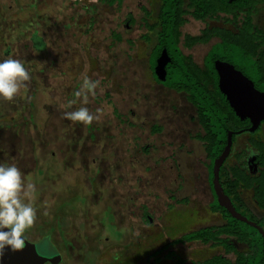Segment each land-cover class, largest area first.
Here are the masks:
<instances>
[{
	"label": "flooded vegetation",
	"instance_id": "af4514ba",
	"mask_svg": "<svg viewBox=\"0 0 264 264\" xmlns=\"http://www.w3.org/2000/svg\"><path fill=\"white\" fill-rule=\"evenodd\" d=\"M135 1V11L137 12L126 15L127 17L123 20L125 23L124 27L126 30L134 31L133 36L136 34L135 41L142 42L149 48L147 67L152 85L154 84L175 94H185L182 92L178 93L165 86L166 67L172 63L169 57V62L165 66L164 82L159 81L155 77V66L160 55L156 59L153 69L151 70L149 67L152 54L158 46L159 29L161 27L160 9L163 8L166 0ZM123 2L122 0H114L113 4H108L106 0H95L90 5L88 0H0V62L11 58L10 55L14 54L13 59L20 60L26 67L27 63L18 58V56L20 54L23 55L26 51L30 56L32 54L44 56L42 53H46L48 48H52V43L55 42L57 37L56 27L58 25H64V28L77 26L78 29L89 35L90 27L98 23L99 19L101 20L100 17L105 13L106 7L120 9ZM181 2L182 11H188L185 14H181L184 23L177 30L180 34L177 46L181 54L189 58L192 64L200 72H203L206 69V55L213 47L221 44L223 40L221 37L215 36L211 37L206 43H192V40L204 37L206 31L210 32L215 28L233 33L236 36L243 31L245 33L242 35L243 38L245 39L246 36L248 40L251 39L249 41L254 47L252 59L256 64L255 69L251 72L253 77L249 73L246 74L244 71H239L232 66L251 81L257 91L264 95V0H228L227 7L230 12L225 10L217 11L213 15L208 14L207 16L209 17L203 20L195 19L191 16L194 10L189 9L190 0H181ZM241 3L243 5L238 10ZM235 14L236 18L234 19ZM220 18H225L221 26L210 25L211 23L218 24ZM189 19L204 25L199 30L198 35L182 32V28ZM229 26L231 27L229 28ZM42 27H47V29ZM42 30L45 31L42 32ZM114 36L116 38L121 37L120 34L114 33L112 39L115 38ZM196 46L208 47L205 56L200 62V66L194 63L191 54H185L182 50L189 52ZM83 49L86 50L85 47ZM84 55L89 58L87 51H84ZM37 60L40 61L39 58ZM38 61L37 63H30L27 68L30 73H32V68L38 64ZM20 90L22 92L20 98H23L26 93L24 86ZM19 95L17 94L14 99L17 100ZM185 96L187 100V95L185 94ZM12 103L13 99L8 101L0 97V118L6 117L8 121L12 117L10 114L13 113V117H18L20 114L18 111L12 110L8 114V108L13 107ZM117 116L115 114L114 118L120 122L121 118ZM193 121L196 122L198 130L190 136L191 142L194 143L192 148L187 150L184 146H180L171 152L172 158L175 157L176 160L175 168L180 172V178H184V180L181 178L182 183L178 194L171 195L167 205L152 209V212L147 210L140 218L136 212L135 201L130 197L131 193L130 189H128L130 186L127 187L130 180L121 178L123 169L128 172L129 176L131 170L125 164H121L115 156L113 157V162H110L109 159L107 160L104 149L99 152V160L101 162L98 163L99 165H89V160L86 163L79 164V168L82 170L80 172L81 175L88 177L89 185L94 189L93 192L89 193V189H84L82 186L80 191L83 193V199L78 192V187L75 190V185L71 184L73 181L69 184L62 183L60 188H58V185H60L58 182L74 170L73 161L76 155L78 158V154L85 157V148L77 147L76 152L74 151L75 155H71V157L72 150L66 149V158L64 159L65 156H60L59 160L51 164V171L55 174L51 180L53 193L51 197L55 198V200L51 216L49 215L51 224L48 229L69 230V243L66 249L70 255V264H203L206 260L217 256V254H212L210 257L201 260L195 258L197 255H194L195 257L192 256L194 258H190L191 255L185 251L187 245L219 247L212 243L204 245L199 241L185 242L182 239L185 235L197 230L222 227L226 223V218L228 216L231 217L229 212L219 206L217 202L212 180L209 182V172L206 184L209 192L208 199L207 195L203 194L205 199L198 200L197 195L193 193L195 179L192 176V167L195 171V165H189L186 158L189 156L196 158V154L200 152V149L202 148L203 150L202 143L197 139L202 133L197 117ZM242 122L244 127L232 132L230 152L219 171V184L223 194L229 198L235 211L264 230V123L260 122L254 131H250L252 128L250 120L245 119ZM3 130L4 132L11 131L9 128H3ZM157 130L160 131V128L155 127V131ZM59 135L57 133V139H59ZM144 149V153L147 154L148 149ZM39 153L40 151H37L35 154L39 155ZM51 154L53 158L55 153L52 152ZM22 159L30 160L26 154L23 155ZM37 160L39 161L38 157ZM207 161L208 171L210 162L208 159ZM36 167L35 170L39 166ZM113 167H115V174L112 178H108L107 173ZM186 173L191 177L190 183H187ZM105 184L109 185L107 192L109 195L103 197L101 189ZM117 184L120 189L117 188ZM136 184L137 181L134 180L132 185L133 195L137 194ZM92 185L97 187V189ZM125 189H128L126 192L131 198V201L127 204H124L120 197ZM185 193L189 194L184 195ZM149 200H152V195ZM197 202H199L198 206ZM200 203L210 225L203 228H198V226L192 228L191 226L198 224L202 218L199 214ZM72 221H78V227H72ZM125 226L129 230L124 229L123 227ZM32 227H35L34 229L36 230H41L40 225L36 223ZM25 235L28 238L27 232ZM221 238L229 239L231 243L233 242L232 237L227 235L221 236ZM28 239H26L28 242L33 243L30 241L31 238ZM159 239L161 243L158 244ZM238 248L242 249L243 247L238 246ZM221 252L223 253L222 249ZM222 256L231 260L224 253ZM59 264H62V258Z\"/></svg>",
	"mask_w": 264,
	"mask_h": 264
},
{
	"label": "rangeland",
	"instance_id": "374dc122",
	"mask_svg": "<svg viewBox=\"0 0 264 264\" xmlns=\"http://www.w3.org/2000/svg\"><path fill=\"white\" fill-rule=\"evenodd\" d=\"M88 1L90 5L95 2V0ZM135 3V0H124L120 9L106 7L105 13L100 17L101 20L90 27L89 35L77 26L64 28V25H58L55 42L46 53L42 51L44 54L42 57L36 54L30 56L27 51L23 55L17 53L18 58L27 63L25 68L28 72L30 63H37V58L40 61L32 68V73L29 72L30 80L24 82L25 96L20 98L22 92L19 90V98L16 100L14 97L13 107L8 108V114L12 110L18 111L20 113L18 117H13L14 113L10 114L12 117L9 122L6 117L0 118V164L16 165L24 181L35 185L33 202L36 209L35 223L40 227L51 224L49 221L55 200L51 197L53 196L51 180L52 176H55L51 171V164L59 160L60 156H65V159L66 149L72 150L70 157L75 155L80 143L85 147V157L78 154V158L76 155L73 161L74 170L58 182L60 184L58 188L62 183L69 184L73 181L71 184L75 185V190L78 187L81 198L82 186L84 189H89V193L94 189L89 185L88 177L81 175L79 164L89 160V165H99L98 163H101L99 152L102 149L106 151L107 160L113 162L115 156L121 164H125L131 170L129 176L123 169L121 178L130 180H127V187L130 186L128 188L130 197L135 201L139 218L147 210L152 212V209L167 205L169 197L178 194L181 178L184 180L183 177L180 178V172L175 168L176 160L175 157L172 158L171 152L180 146H184L187 150L192 148L194 143L191 142L190 136L198 130L196 122L193 121L196 118L195 109L187 102L185 94H175L152 85L147 67L149 48L142 42L135 41L134 31L126 30L124 27L123 20L126 15L137 12ZM223 19L225 18H220L218 24L210 25L221 26ZM47 27L42 28L47 29ZM203 27V24L189 19L182 32L198 35ZM114 33L120 34L121 40H113ZM207 48V46H196L189 52L181 49L185 54H191L194 63L200 66ZM84 51L89 53V58L84 55ZM13 55L11 54L10 57L13 58ZM84 75L91 80L99 81L96 94L88 96L86 105L73 95L80 89ZM72 100H76V103L69 107L68 102ZM80 107H87L93 114H96L97 109H101L102 114L90 125L64 118L65 112L75 111ZM115 114L121 118L120 122L114 118ZM3 125H5L4 129L9 128L11 131L4 132ZM155 127L160 128V131H155ZM55 131L60 134L59 139L56 138ZM144 148L148 149L147 154L144 153ZM37 151H40L39 155L35 154ZM52 152L55 153L53 158ZM24 154L29 156V161L22 159ZM186 160L189 165H195V171L192 167V176L195 179L194 195H197L199 200L205 199L203 195L205 194L208 199L209 192L206 185L208 161L202 148L196 154V158L189 156ZM36 166H39V171L35 170ZM114 174L115 167L108 171L107 177L112 178ZM186 175L187 183H190L191 177L187 173ZM134 180L137 181L136 195L132 194ZM94 188L97 189L95 186ZM108 188L107 184L102 187L103 197L109 195ZM117 188H119L118 184ZM128 189H125L120 196L124 204L131 201L126 192ZM151 195L152 200H149ZM163 200L165 203L162 202ZM199 214L202 218L198 224L191 226L192 228L210 225L202 205ZM78 221H72V227H78ZM123 228L129 230L127 226ZM27 231L31 239L36 238L31 235L30 230ZM55 232L54 238L60 231ZM25 234L26 232L24 238L28 239ZM40 237L33 243L39 241L37 245L39 244L40 253L50 256L52 253L50 251H53L51 249L58 248L59 245L52 244L48 241V237H41L42 239ZM160 241L159 239L158 244L161 243ZM60 250L62 258L66 259L65 247L61 246ZM185 251L191 255L190 258L197 255L194 257L200 260L212 254H223L220 248L194 244L187 245ZM228 258L232 260L233 256L228 255ZM65 263L70 264L69 259L62 262Z\"/></svg>",
	"mask_w": 264,
	"mask_h": 264
},
{
	"label": "trees",
	"instance_id": "16d2710c",
	"mask_svg": "<svg viewBox=\"0 0 264 264\" xmlns=\"http://www.w3.org/2000/svg\"><path fill=\"white\" fill-rule=\"evenodd\" d=\"M227 1L190 0L189 9L194 10L191 16L203 20L209 17L208 14L213 15L217 11L230 12ZM106 2L113 4L114 0H106ZM242 5L243 3L238 10L241 9ZM186 12L188 11H182L181 0H166L163 8L160 9L161 27L158 46L152 54L149 67L151 70L153 69L156 59L165 49L172 62L166 67L165 86L178 93H185L187 101L195 109L197 121L202 130L197 139L202 143L203 152L210 162L208 172L209 182H211L212 164L223 152L228 132H236L244 127L243 122L235 116L228 105L226 97L219 91L214 62L216 60L227 62L237 70L244 71L246 74L249 73L253 77L251 72L255 69L256 64L252 59L254 47L249 41L251 39L248 40L246 36L245 39L243 38L242 35L245 34L243 31L238 36L217 28L210 32L206 31L204 37L194 38L192 43H206L214 36L221 37L223 42L209 51L205 57L206 69L200 72L189 58L181 54L177 46L180 35L177 30L184 23L181 14ZM235 18L236 14L234 15ZM114 39L121 40V37ZM55 134H57L56 131ZM79 147L85 148L81 143ZM49 225L50 223L45 227L42 226L41 230H48ZM34 228L26 229L25 232L30 230L34 233L32 231L36 230ZM226 235L232 237V243L229 239L221 238V236ZM182 239L185 242L199 241L204 245L212 243L221 248L225 255L233 256V261H231L225 256L217 255L213 259L206 260L203 264H263L264 261V241L258 231L230 216L226 218V223L222 227L197 230L185 235ZM238 246L243 248L239 249Z\"/></svg>",
	"mask_w": 264,
	"mask_h": 264
},
{
	"label": "clouds",
	"instance_id": "9594fccd",
	"mask_svg": "<svg viewBox=\"0 0 264 264\" xmlns=\"http://www.w3.org/2000/svg\"><path fill=\"white\" fill-rule=\"evenodd\" d=\"M30 80V74L18 59L8 58L0 62V97L11 101L25 86L24 82ZM80 89L73 93L80 98L83 104L88 103V96L95 95L99 81L91 80L84 75ZM76 100L68 102V106ZM102 114L101 109L96 114L87 107L64 113V118L73 122H82L90 125L98 120ZM35 185L25 182L20 169L16 165L0 164V256L5 249L10 251L21 250L24 247V233L31 228L36 220Z\"/></svg>",
	"mask_w": 264,
	"mask_h": 264
},
{
	"label": "water",
	"instance_id": "95a60500",
	"mask_svg": "<svg viewBox=\"0 0 264 264\" xmlns=\"http://www.w3.org/2000/svg\"><path fill=\"white\" fill-rule=\"evenodd\" d=\"M168 62L167 53L163 50L155 66V77L161 82L165 81V66ZM214 68L219 77V91L226 97L228 105L235 116L241 121L249 119L252 123L250 131H254L260 122L264 123V95L257 91L251 81L235 70L232 65L216 61ZM232 135V132H228L226 146L221 155L212 164L213 191L219 206L226 209L233 219L252 228L254 227L264 241V230L235 211L231 201L223 194L219 184V171L230 152ZM24 240L25 244L21 250L13 252L5 249L3 256H0V264H59L61 262L57 251H50L52 252L51 255L45 256L40 253L39 244L30 243L25 238Z\"/></svg>",
	"mask_w": 264,
	"mask_h": 264
},
{
	"label": "crops",
	"instance_id": "0c3cea01",
	"mask_svg": "<svg viewBox=\"0 0 264 264\" xmlns=\"http://www.w3.org/2000/svg\"><path fill=\"white\" fill-rule=\"evenodd\" d=\"M34 233H32L31 235L34 237V236H36V238L35 239H30V241L31 242H33V241H36V239L38 238V237H48L49 238V240L48 241H50L52 244H55V245H59V247L58 248H55V249H51V250H53V251H57L58 252V254L60 255V258H62L63 256H62V253H61V250H60V247L61 246H63V247H65V249L67 248V245H68V243H69V239H68V236H69V230H32ZM55 231H60V233L59 234H57V237L56 238H54V236H56V232ZM28 233V232H27ZM40 237V238H41ZM64 237V238H63ZM28 238H31L30 236H29V233H28ZM41 238V239H42ZM40 239V240H41ZM55 239V240H54ZM44 241V240H43ZM70 255H69V253H68V251H67V249H66V256H65V258L66 259H64V258H62V262H64L65 260H67V259H69V261L71 262V260H70ZM64 260V261H63ZM66 264V263H65Z\"/></svg>",
	"mask_w": 264,
	"mask_h": 264
}]
</instances>
